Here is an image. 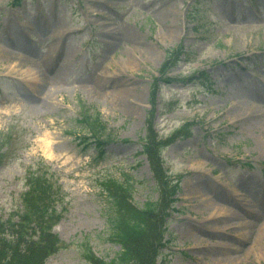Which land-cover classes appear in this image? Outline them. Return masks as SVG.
<instances>
[{
	"label": "rangeland",
	"instance_id": "rangeland-1",
	"mask_svg": "<svg viewBox=\"0 0 264 264\" xmlns=\"http://www.w3.org/2000/svg\"><path fill=\"white\" fill-rule=\"evenodd\" d=\"M174 48L176 61L164 65ZM260 94L264 0H0V139H11L0 216L20 207L24 171L43 157L63 185L54 231L67 243L45 264H89L87 246L114 257L100 181L130 174L137 205L167 199L140 152L151 126L164 173L181 180L159 264H264ZM81 102L110 134L103 156L95 139L82 140Z\"/></svg>",
	"mask_w": 264,
	"mask_h": 264
},
{
	"label": "trees",
	"instance_id": "trees-1",
	"mask_svg": "<svg viewBox=\"0 0 264 264\" xmlns=\"http://www.w3.org/2000/svg\"><path fill=\"white\" fill-rule=\"evenodd\" d=\"M86 122L91 128L88 132L94 137L105 134L104 123L97 115L94 120L88 116ZM98 144L101 149V143ZM161 144L150 126L143 138L142 151L149 160L159 190L165 185L166 200L160 195L156 201H146L138 207L130 200L133 184L129 175L122 181L113 177L101 181L100 191L106 201L102 210L107 223L105 232L109 240L120 244V250L106 260L87 248L84 256L91 264H157L169 214L166 208L179 188L178 182L162 169ZM2 153L0 151V158ZM54 174L41 162L27 170L26 189L21 195L22 210L12 211L6 218L0 216V264H45L50 253L65 245L52 231L60 213L55 204L61 189ZM169 180L171 182H167Z\"/></svg>",
	"mask_w": 264,
	"mask_h": 264
},
{
	"label": "bare ground",
	"instance_id": "bare-ground-1",
	"mask_svg": "<svg viewBox=\"0 0 264 264\" xmlns=\"http://www.w3.org/2000/svg\"><path fill=\"white\" fill-rule=\"evenodd\" d=\"M259 97H260L261 100L264 101V94H260ZM261 109H264V108H261ZM240 111H241V110H240ZM242 112H244V113L247 114V113H251L252 111H250L248 108H246V109L243 110ZM254 113H256V114L258 115V112H255V111H254ZM262 190H263V189H262ZM256 192H259V190H257ZM208 194H209V193H208ZM212 194H213V195H212ZM251 194H252V191H249V193L246 194V196H247L246 200L249 201V202H251V201H250V196H251ZM212 197H215L214 199H216L215 192H211L209 195L203 196L202 199H203L205 202H207L208 204H211L212 201H213V200H212ZM210 209H211L213 212L216 211V212H219V213H220V207H218L217 205H211Z\"/></svg>",
	"mask_w": 264,
	"mask_h": 264
}]
</instances>
